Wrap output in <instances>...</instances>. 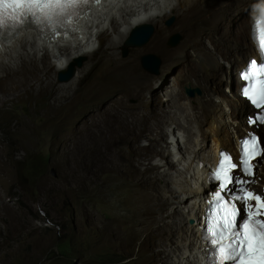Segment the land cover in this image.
Masks as SVG:
<instances>
[{
  "label": "bare ground",
  "instance_id": "bare-ground-1",
  "mask_svg": "<svg viewBox=\"0 0 264 264\" xmlns=\"http://www.w3.org/2000/svg\"><path fill=\"white\" fill-rule=\"evenodd\" d=\"M144 1L117 2L94 13L86 24V34L90 33L94 25L102 30L106 25L112 26L113 37L108 32L105 33L107 44L103 61L121 77L110 84H104L103 78L97 83L93 81L94 85L91 84L93 86L85 92V101L78 99L75 92L82 79L90 72L96 52H91L89 41L86 44L77 43L69 34L86 23V18L71 27L70 32L61 31L58 39L53 35H39L33 29H27L18 39L2 33L1 37L6 38L0 40L4 41V44L0 43V76L3 79L0 80V88L34 80L24 75L30 74L35 60L44 63L46 52H49L55 62L53 66L59 74L66 73L71 64L74 66V59L84 58L86 65L77 69L71 81L61 84L65 91H72L65 97L68 120L64 135L66 152L68 149L71 165L75 152L79 157L78 171H72L69 166L68 169L81 180L97 179L99 174L94 169V159L101 156L109 162L108 171H113V176L123 173L124 181H129L130 184L135 182L137 185V188H132L129 192L133 198L134 211L124 214L125 223L121 225V229L119 224L113 226L107 223L105 244L118 247L122 243L121 233L129 230L130 225L139 233L153 237V242L160 249L158 264H167V258H170L171 264H196L195 241L198 236L192 228L193 221L198 222L199 219V215L193 212L198 209L200 193L192 184H199V179L193 177L190 181H185L189 186L178 193L175 186L178 180L183 181L184 170L181 174L176 170V174L171 176V168L176 169L175 163L178 160L174 154L166 159L162 142L168 140L171 146L169 152L175 146L181 161L189 162L191 169L198 162L202 165L213 163L216 166L220 151L239 157L238 143L243 137H247L244 120L248 111L253 110L249 102L240 96L244 82L240 80L239 74L250 59L260 57L251 36L254 21L264 12V0H165L157 7V15L139 20V16L146 10ZM204 11L212 12L209 15L211 29H191L190 23ZM115 12H119L118 18L115 17ZM133 18H138L134 24L131 23ZM170 18L173 24L168 26L166 20ZM147 26L153 27L154 33L149 37L146 49L155 52L160 58V74L139 79L136 76L139 71L135 55L125 60L120 56V51L137 48L138 42L146 36ZM175 32L184 33L182 41L177 46H170V37ZM97 39L104 41L101 35ZM167 42L170 47H166ZM138 50L141 53L145 49ZM65 56L64 60L59 61V58ZM1 59L7 60V63ZM147 61L154 63L151 59ZM224 63L227 64L225 77ZM169 81L171 90H168ZM158 82L164 84L156 86ZM223 85H226V94L228 90L231 93V98L221 92ZM96 87L100 94L98 97L92 95V89ZM138 87L148 89L150 94L149 107L144 112L131 110L126 105V100L132 94L142 93ZM185 88L197 89L199 94L189 97L184 94ZM163 96L166 97L167 109L171 108L169 111L162 102ZM180 100H185L186 113H183L182 105L178 104ZM77 104H80L79 109ZM182 117L197 126V137L193 142L190 130H186L180 123ZM167 124L171 128H166L165 132ZM179 128L187 132L184 147L177 138ZM260 131L264 137V126L258 130L259 133ZM142 135L149 143L147 148L139 143ZM114 142L117 144L115 152L108 151L107 156L103 155L101 148H108L109 145L111 148ZM193 146H199L200 149L193 151L192 155L185 151H191ZM202 150L209 151L207 158ZM153 156L161 158V162H165L164 166L168 167V171L162 173V176H158L161 168L151 164L154 159H148L144 170H140L144 160ZM168 161L171 162L170 167ZM256 163L258 169H254V178L262 185L264 157ZM190 172L189 170L188 173ZM161 183L166 184L164 189L160 187ZM100 188L103 189L102 186ZM261 188L262 186L256 191L259 192ZM162 191L168 192L171 197H164ZM182 193L185 194L183 198L180 197ZM3 208L7 206L3 205ZM180 208L187 214L181 213ZM141 244L148 245L147 237Z\"/></svg>",
  "mask_w": 264,
  "mask_h": 264
},
{
  "label": "rangeland",
  "instance_id": "rangeland-1",
  "mask_svg": "<svg viewBox=\"0 0 264 264\" xmlns=\"http://www.w3.org/2000/svg\"><path fill=\"white\" fill-rule=\"evenodd\" d=\"M211 14L212 12L204 11L200 17H196L190 23V28L211 29L212 23L209 20ZM114 15L118 18L119 12H115ZM166 21L168 26L173 24L171 18ZM148 33L153 35V27ZM113 35L114 33L109 34L110 37ZM182 35H184L182 32L172 33L170 46H175V42L176 46L179 45ZM102 38L104 41L98 39L97 48L93 51L96 54L93 56L90 72L82 79L75 92L78 99L83 101L86 100L85 92L94 85L93 81L97 83L103 78L104 84H110L121 77L103 61L107 36L103 34ZM148 43L149 41L141 47L120 51V56L124 59L135 55L137 71H139L136 76H139V79L160 74V58L155 52L146 49ZM170 46L167 42L166 47ZM139 48L145 50L138 53ZM149 55L155 56L158 61L157 74L147 72L142 65V59ZM219 61L223 62L221 59ZM33 63L30 74L26 73L24 76L34 80L0 88V264H158L160 249L153 242V237L139 233L130 225L129 230L126 229L121 233L122 243L118 247L105 244L107 223L113 226L119 224L121 229V225L125 223L124 214L134 211L133 198L129 192L132 188H137V185L134 184L135 182L130 184L129 181H124L123 173L113 176V171L112 173L108 171L109 162L101 156H96L94 159V169L99 174L97 179L81 180L68 169V166L72 171L79 169L78 153L75 152V159L71 165L64 140L68 128L65 97L72 91H65L61 85L64 83L58 81L59 72H56L53 66L55 62L49 52L44 54V63L38 60ZM84 65H86L84 59L76 61L73 78L77 69ZM224 68L225 77L226 63ZM1 77L2 75L0 80H3ZM162 84L164 83L158 82L156 86ZM170 84L171 81L168 82V90L172 89ZM96 89L97 87L92 89L94 97L100 96ZM138 89L142 93L132 94L126 100V105L130 106L131 110L144 112L149 107L150 94L147 92L148 89L142 87ZM226 91V85H223L221 92L231 98V93L226 94ZM162 102L167 109L165 96L162 97ZM178 104L182 105L183 113H186L185 100H180ZM76 106L77 109L80 108V104ZM248 113H251V110ZM180 123L186 130H190L193 142L197 137L196 124L192 121L187 122L183 117ZM169 125L165 126V132L166 128H171ZM179 130L177 138L184 147L187 132L183 128ZM256 133L261 138V147L264 148L263 132ZM166 142L162 144L167 159L172 156L175 146L169 152L171 146ZM139 143L146 148L149 146L144 135L140 137ZM115 145L116 142L111 148L110 145L108 148L102 147L103 155L114 153ZM199 149V146H193L191 151L189 149L185 151L192 155L193 151ZM202 153L207 158L209 151L202 150ZM94 155L97 154L94 152ZM263 157L251 161L256 169H258L257 160ZM148 159H154L151 164L161 168L158 176L168 171V167L164 166L165 162H161V158L157 156L147 157L143 166H140L141 171L147 165ZM181 163L185 162L181 161ZM170 164L171 162L168 161V166ZM171 169L172 172L175 171V173L170 172L172 176L177 171ZM254 179L256 189L260 186L263 188L264 183L261 185L257 183L256 178ZM164 185L166 184L161 183L160 187L164 189ZM177 185L175 189L178 193L185 186H189L185 183L181 187L179 183ZM101 186L103 189L100 188ZM162 194L164 197H171L166 191H162ZM180 197H185V194L182 193ZM3 205L7 208H3ZM179 210L184 215L187 214L181 208ZM146 237L148 245L141 244ZM166 263L171 264L170 258L166 259Z\"/></svg>",
  "mask_w": 264,
  "mask_h": 264
},
{
  "label": "snow or ice",
  "instance_id": "snow-or-ice-1",
  "mask_svg": "<svg viewBox=\"0 0 264 264\" xmlns=\"http://www.w3.org/2000/svg\"><path fill=\"white\" fill-rule=\"evenodd\" d=\"M89 3L91 0H0V30L11 35L26 24L35 25L40 30L71 27ZM257 32L260 57L249 61L242 74L241 79L247 82V86L242 85V95L264 112V18L254 21V36ZM257 80L259 88L254 90L253 82ZM249 122L264 125V114L249 117ZM240 143L239 162L221 153L218 166L212 173V178L219 184L211 204L215 209L230 212L217 219L216 213L209 210L204 221L206 228L202 238L211 247L210 264H264V190H249L247 186L256 181L245 179L256 176L251 160L264 156V148L261 147V138L253 133ZM237 169L239 176L235 174ZM233 185L235 187L231 188Z\"/></svg>",
  "mask_w": 264,
  "mask_h": 264
},
{
  "label": "clouds",
  "instance_id": "clouds-1",
  "mask_svg": "<svg viewBox=\"0 0 264 264\" xmlns=\"http://www.w3.org/2000/svg\"><path fill=\"white\" fill-rule=\"evenodd\" d=\"M123 1V0H122ZM164 1L165 0H145L144 1V4H145V8H146V10L139 16V20H145L146 18H148V17H150V16H153V15H157L158 14V10H157V7L158 6H161L163 3H164ZM136 21H138V18H133L132 20H131V23L132 24H134V23H136ZM102 29V28H101ZM124 29V28H123ZM106 32H108L109 34L110 33H114L113 32V29H112V26L111 25H106L105 27H104V30H102L101 32H99V33H97L96 34V36L95 37H98L99 38V36L101 35H105V33ZM251 40H252V38H251ZM253 42V41H252ZM97 43H98V39L96 38L95 39V45H96V48H97ZM95 48V49H96ZM255 48H256V46H255ZM95 49L93 50V51H95ZM257 50V49H256ZM93 51H91V52H93ZM258 52V51H257ZM228 93H230L229 92V90H228ZM254 113H257V110L256 109H253L252 111H251V113H248L247 115H246V118H245V120H244V123L246 124V127H245V129L246 130H253V132L252 131H250V132H252L253 134H256L257 135V133L256 132H258V130L260 129V128H262L264 125H259V124H257L256 126H249L248 125V116L250 115L251 117L253 116V114ZM175 157V156H174ZM234 161H236V160H234ZM186 163H189V162H186ZM176 164V163H175ZM178 165H181V166H183L181 163H177ZM177 164H176V166H175V168L177 167ZM191 166L192 165H189L188 167H186V168H184V176H183V181L182 182H180V180H178V183H179V187H181V185L185 182V181H190L191 180V178H193V177H196V178H198L199 179V177H197L196 175H195V172H194V167H192V169H191ZM196 166V165H195ZM204 165H202V167H203ZM254 169H256V167H255V165H254ZM175 170H179L180 171V174H181V171L182 170H180L179 168H176ZM191 171L190 173H188V171ZM257 170V169H256ZM236 175H238V172L236 171V173H235ZM239 176V175H238ZM184 179H186V180H184ZM245 179H254V177H245ZM256 183H253V184H251V185H248L247 187H248V189L249 190H255L256 191V185H255ZM192 186L193 187H195L196 189H197V191L200 193V197H199V200L201 199V196H202V194H205L206 192H207V188H205V186H204V184H203V182H201V180H199V184H192ZM201 186V187H200ZM199 187V188H198ZM262 190H264V186H263V188H262ZM199 203V205H200V203H202L201 201H199L198 202ZM199 205H198V207H199ZM194 222V225H193V231L197 234V232H196V230H195V228H196V226L199 224V220H198V222H196V221H193ZM197 236H198V234H197ZM198 240H199V236H198V238H197V240L195 241V243H197V247L195 248V263L196 264H205V259L204 258H202V259H200L198 256H197V252H198V248H199V243H198ZM201 257H202V254L200 255Z\"/></svg>",
  "mask_w": 264,
  "mask_h": 264
},
{
  "label": "water",
  "instance_id": "water-1",
  "mask_svg": "<svg viewBox=\"0 0 264 264\" xmlns=\"http://www.w3.org/2000/svg\"><path fill=\"white\" fill-rule=\"evenodd\" d=\"M151 28V26H147L146 27V30H145V38L143 39V40H141V41H139L138 42V45H137V47H139V46H142V45H144V44H146L147 42H148V39H149V37L151 36L148 32H149V29ZM175 45H176V42H175ZM80 59H84V58H81L80 57ZM80 59H74L75 60V63H76V61H78V60H80ZM149 59H151V60H153V64H151V63H149L147 60H149ZM155 56H153V55H149V56H146V57H144V59H143V62H142V65H143V67L146 69V70H148L150 73H155V74H157L158 72H157V68H158V61H156L157 59H155ZM72 65V64H71ZM70 65V67H69V70L66 72V73H63V74H59V76H58V81L60 82V83H67V82H69L72 78H73V76H74V66H71ZM184 92H185V94L187 95V96H189V97H191V96H195V94L197 95V94H199V90H197V89H190V88H185L184 89Z\"/></svg>",
  "mask_w": 264,
  "mask_h": 264
},
{
  "label": "flooded vegetation",
  "instance_id": "flooded-vegetation-1",
  "mask_svg": "<svg viewBox=\"0 0 264 264\" xmlns=\"http://www.w3.org/2000/svg\"><path fill=\"white\" fill-rule=\"evenodd\" d=\"M178 153V152H177ZM179 155V154H178ZM198 163H200V162H198ZM201 164V163H200ZM207 164V163H206ZM211 164H213V163H211ZM204 165V164H203ZM214 165V164H213ZM215 166V165H214Z\"/></svg>",
  "mask_w": 264,
  "mask_h": 264
}]
</instances>
